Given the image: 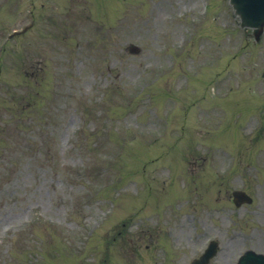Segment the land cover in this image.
<instances>
[{"label": "rangeland", "instance_id": "374dc122", "mask_svg": "<svg viewBox=\"0 0 264 264\" xmlns=\"http://www.w3.org/2000/svg\"><path fill=\"white\" fill-rule=\"evenodd\" d=\"M206 2L0 0V264L264 253V35Z\"/></svg>", "mask_w": 264, "mask_h": 264}, {"label": "water", "instance_id": "95a60500", "mask_svg": "<svg viewBox=\"0 0 264 264\" xmlns=\"http://www.w3.org/2000/svg\"><path fill=\"white\" fill-rule=\"evenodd\" d=\"M237 8L241 11L244 23L248 24H262L264 23V0H235ZM236 201L238 204L244 200L251 201V198L245 196L243 192H235ZM213 253L211 249L208 255ZM245 260L249 261V257L246 255Z\"/></svg>", "mask_w": 264, "mask_h": 264}]
</instances>
